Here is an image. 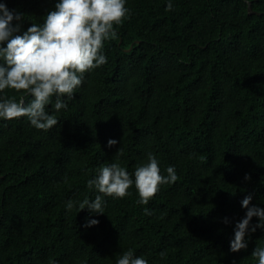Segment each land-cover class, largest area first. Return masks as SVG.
Returning <instances> with one entry per match:
<instances>
[{"label":"trees","instance_id":"16d2710c","mask_svg":"<svg viewBox=\"0 0 264 264\" xmlns=\"http://www.w3.org/2000/svg\"><path fill=\"white\" fill-rule=\"evenodd\" d=\"M248 1L171 0L168 11L169 0H126L101 49L107 62L62 97L66 109L55 110V96L46 106L57 125L0 118V264H116L128 250L148 264H258L264 228L230 251L242 199L264 208V13ZM56 2L0 0L23 14L13 21L21 34ZM253 7L264 12V0ZM149 153L161 175L174 167L175 183L147 205L133 184L103 197L104 214L80 210L102 195L87 186L101 166L119 163L134 179Z\"/></svg>","mask_w":264,"mask_h":264},{"label":"clouds","instance_id":"9594fccd","mask_svg":"<svg viewBox=\"0 0 264 264\" xmlns=\"http://www.w3.org/2000/svg\"><path fill=\"white\" fill-rule=\"evenodd\" d=\"M125 4L126 0H57L42 24L33 23L21 34L20 23L13 24V21H20L23 14L0 3V92L11 89L25 94L18 100L0 98V118L27 117L32 126L44 131L57 125L58 119L46 111V106L55 96V110L66 109L68 105L62 97L73 98L84 74L107 62L101 49L105 40L116 36L114 25L127 17L129 9ZM172 9L169 0L166 10ZM118 143L116 139H109L107 147ZM166 171V176L161 175L158 160L152 153L147 155L145 163L136 167L134 179L119 163L101 166L94 178L87 181V186L102 195L83 200L79 208L87 207L90 212L104 214L103 197L123 198L133 184L139 195L138 202L147 205L161 184L177 181L173 166ZM244 178L251 177L245 174ZM251 200L249 194L241 201L246 214L235 224L234 238L230 240L232 252L246 249V235L264 228V208L251 205ZM73 207L74 202L69 200L66 209L70 211ZM145 213L151 214L147 209ZM253 217L258 218V223L251 224ZM224 222H228L227 218ZM98 223L93 219L85 227ZM251 254L258 264H264V247L257 246ZM164 255L162 252L161 256ZM116 264H148V261L128 250Z\"/></svg>","mask_w":264,"mask_h":264},{"label":"water","instance_id":"95a60500","mask_svg":"<svg viewBox=\"0 0 264 264\" xmlns=\"http://www.w3.org/2000/svg\"><path fill=\"white\" fill-rule=\"evenodd\" d=\"M253 2H254V0H249L248 1V9H249V12L250 13L263 14L264 12H262V11H256V10H254Z\"/></svg>","mask_w":264,"mask_h":264}]
</instances>
